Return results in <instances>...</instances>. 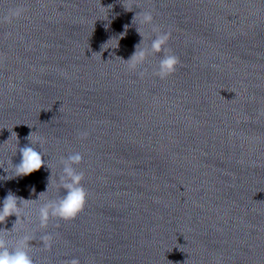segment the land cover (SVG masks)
Segmentation results:
<instances>
[{"label":"clouds","instance_id":"9594fccd","mask_svg":"<svg viewBox=\"0 0 264 264\" xmlns=\"http://www.w3.org/2000/svg\"><path fill=\"white\" fill-rule=\"evenodd\" d=\"M111 7V5L108 6V8ZM24 11L25 9L23 8L9 9V14L3 19L11 22L13 18H18L20 15H22ZM136 15L133 17L132 23L136 19ZM153 20L154 17L151 11L143 13L141 23L151 26V32L154 33L155 36L154 38L148 37V39L151 41L150 44H146L144 47H139L141 44H144L145 36L137 28L136 30L142 39L140 43L136 45L134 54L127 61L131 62L129 67L132 70H135L137 66L142 64L149 55L163 52L164 55L160 57L158 68L153 74L158 76L160 79H166L168 76L176 72L177 67L181 64V61L179 57L172 53L171 49L167 47L171 38V29L164 31L159 25L154 24ZM127 28L128 26L125 25V33ZM121 35H124V33ZM139 76L143 78L144 72H140ZM13 134L16 135L18 140L17 133L14 132ZM32 135L33 133L30 132L28 137H26L31 146L25 145L24 147L19 148L21 161L19 164L13 167L15 176H27L35 171H38L45 165V160L43 159L41 152L32 146ZM88 135L89 133L86 130L78 133L80 139H86ZM82 161L83 155L80 152H73L66 158H61L63 168L62 174L59 177V181L60 186L65 189V194L58 201L45 203L39 208L38 215L40 227L46 228L50 218H58L65 221L73 220L85 208L89 194L82 184L84 173L78 172L74 167V165L81 164ZM32 191L35 192V189L33 188ZM43 193L44 192L40 193L39 196ZM24 201L26 200L21 197H17L15 194L9 191L8 195L3 200L2 208H0V224L4 223L6 219L12 215L17 217V222L19 220L21 211L20 202ZM15 224L12 229L15 228ZM5 232L9 231L0 230V264H34L27 251V249L30 247L28 243L30 237L24 236L17 242L15 247L10 249L7 240L3 235ZM41 239L43 241L44 247L50 249L52 240L51 235H44ZM69 264H80V261L78 258H73Z\"/></svg>","mask_w":264,"mask_h":264}]
</instances>
